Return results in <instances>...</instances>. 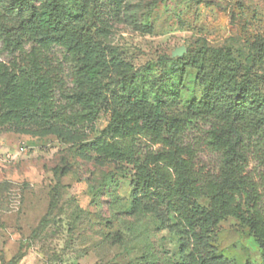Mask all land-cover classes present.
Listing matches in <instances>:
<instances>
[{
	"label": "rangeland",
	"instance_id": "rangeland-1",
	"mask_svg": "<svg viewBox=\"0 0 264 264\" xmlns=\"http://www.w3.org/2000/svg\"><path fill=\"white\" fill-rule=\"evenodd\" d=\"M17 1L36 10L46 3L0 0L11 23L21 17ZM56 1L61 15L78 13L79 26L105 47V89L123 83L151 103L160 98L163 110L177 115L202 97L233 103L245 82L242 107L264 125V0ZM177 48L184 53L174 57ZM225 66L235 76L220 82ZM108 121L101 107L79 129L43 120L0 125V264H178L179 237L158 210L134 201L131 166L78 150ZM257 156L247 171L264 207V165ZM195 163L202 175H218L216 155L203 151ZM199 202L208 205L207 198ZM211 243L232 264H264L248 228L232 217L216 226Z\"/></svg>",
	"mask_w": 264,
	"mask_h": 264
},
{
	"label": "trees",
	"instance_id": "trees-1",
	"mask_svg": "<svg viewBox=\"0 0 264 264\" xmlns=\"http://www.w3.org/2000/svg\"><path fill=\"white\" fill-rule=\"evenodd\" d=\"M14 5L21 14L16 23L0 13V125L43 120L79 129L103 107L107 126L78 150L131 166L134 201L158 210L179 237L178 264H232L211 243L227 217L247 227L264 252L262 194L247 171L255 153L264 165V125L242 107L249 93L245 82L233 92V103L202 97L181 114H168L160 98L151 103L123 83L104 88L105 47L79 26L78 13L61 15L56 0L39 10L29 1ZM234 76L232 66L217 74L220 82ZM253 103L260 105L257 98ZM203 151L218 157L216 177L196 168Z\"/></svg>",
	"mask_w": 264,
	"mask_h": 264
},
{
	"label": "water",
	"instance_id": "water-1",
	"mask_svg": "<svg viewBox=\"0 0 264 264\" xmlns=\"http://www.w3.org/2000/svg\"><path fill=\"white\" fill-rule=\"evenodd\" d=\"M184 53V48H177L173 53L172 55L175 57V56H180Z\"/></svg>",
	"mask_w": 264,
	"mask_h": 264
}]
</instances>
